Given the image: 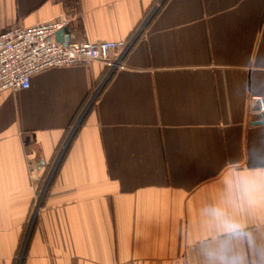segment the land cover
<instances>
[{"label":"crops","instance_id":"0c3cea01","mask_svg":"<svg viewBox=\"0 0 264 264\" xmlns=\"http://www.w3.org/2000/svg\"><path fill=\"white\" fill-rule=\"evenodd\" d=\"M63 1L0 0V29ZM76 1L75 39L136 35L108 76L0 91V264H264V0Z\"/></svg>","mask_w":264,"mask_h":264},{"label":"built area","instance_id":"2783aa9c","mask_svg":"<svg viewBox=\"0 0 264 264\" xmlns=\"http://www.w3.org/2000/svg\"><path fill=\"white\" fill-rule=\"evenodd\" d=\"M63 8L58 16L38 21L34 25L21 27L12 24L0 29V91L25 89L33 74L52 66L87 65L96 61L106 68V76L114 70L124 67L123 56L130 48L136 34L127 40L75 39V29L71 26L75 24L79 14L77 1L64 0ZM64 26L69 28V37L66 42L56 39V34ZM96 91L97 89L86 100L87 103L82 111L92 103ZM250 99L254 103L255 113L258 115L263 113V97L254 95ZM79 118L70 125L69 134L75 130ZM40 200V197L34 199L33 213H31L29 221L38 212Z\"/></svg>","mask_w":264,"mask_h":264},{"label":"water","instance_id":"95a60500","mask_svg":"<svg viewBox=\"0 0 264 264\" xmlns=\"http://www.w3.org/2000/svg\"><path fill=\"white\" fill-rule=\"evenodd\" d=\"M68 33H69V28L67 26H64L63 29L59 33L56 34L57 36L56 39L62 42L63 41L66 42L69 37ZM255 122H259V123L264 122V113H261L260 119L255 120Z\"/></svg>","mask_w":264,"mask_h":264},{"label":"rangeland","instance_id":"374dc122","mask_svg":"<svg viewBox=\"0 0 264 264\" xmlns=\"http://www.w3.org/2000/svg\"><path fill=\"white\" fill-rule=\"evenodd\" d=\"M80 114H81V112L79 113V116H78L77 118H79V117H80Z\"/></svg>","mask_w":264,"mask_h":264}]
</instances>
